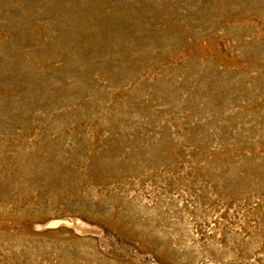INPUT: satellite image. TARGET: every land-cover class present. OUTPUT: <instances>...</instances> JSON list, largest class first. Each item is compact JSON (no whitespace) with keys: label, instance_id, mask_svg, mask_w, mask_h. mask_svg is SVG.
Segmentation results:
<instances>
[{"label":"rangeland","instance_id":"374dc122","mask_svg":"<svg viewBox=\"0 0 264 264\" xmlns=\"http://www.w3.org/2000/svg\"><path fill=\"white\" fill-rule=\"evenodd\" d=\"M0 264H264V0H0Z\"/></svg>","mask_w":264,"mask_h":264}]
</instances>
